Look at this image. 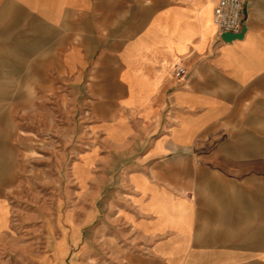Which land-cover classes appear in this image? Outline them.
I'll list each match as a JSON object with an SVG mask.
<instances>
[{"label":"crops","instance_id":"0c3cea01","mask_svg":"<svg viewBox=\"0 0 264 264\" xmlns=\"http://www.w3.org/2000/svg\"><path fill=\"white\" fill-rule=\"evenodd\" d=\"M216 2L0 0V89L13 66V80L83 90L80 103L108 106L94 109L107 146L132 154L111 264H264V0H241L230 42L216 39Z\"/></svg>","mask_w":264,"mask_h":264},{"label":"rangeland","instance_id":"374dc122","mask_svg":"<svg viewBox=\"0 0 264 264\" xmlns=\"http://www.w3.org/2000/svg\"><path fill=\"white\" fill-rule=\"evenodd\" d=\"M10 68L0 89L7 100L0 104V144L12 182L4 186L11 227L0 238V264L115 263L125 252L120 215L132 154L110 148L96 130L94 109L108 106L80 103L83 90L61 88L49 74L13 80Z\"/></svg>","mask_w":264,"mask_h":264},{"label":"built area","instance_id":"2783aa9c","mask_svg":"<svg viewBox=\"0 0 264 264\" xmlns=\"http://www.w3.org/2000/svg\"><path fill=\"white\" fill-rule=\"evenodd\" d=\"M213 24L217 30V41H221L223 33L241 32L244 27V13L241 0H217L213 8ZM187 74L186 68L177 63L173 67V76L178 81L184 80Z\"/></svg>","mask_w":264,"mask_h":264},{"label":"water","instance_id":"95a60500","mask_svg":"<svg viewBox=\"0 0 264 264\" xmlns=\"http://www.w3.org/2000/svg\"><path fill=\"white\" fill-rule=\"evenodd\" d=\"M244 30H245V27L242 28L241 32L238 33V34H235V33H229V32H226V33H223L221 35V39L225 42H230L232 40H235V39H239L243 36L244 34Z\"/></svg>","mask_w":264,"mask_h":264}]
</instances>
